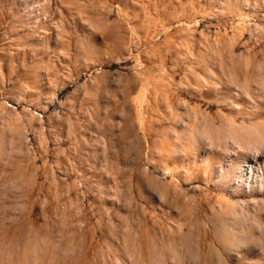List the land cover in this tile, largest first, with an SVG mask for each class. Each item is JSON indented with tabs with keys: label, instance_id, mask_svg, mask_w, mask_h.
I'll use <instances>...</instances> for the list:
<instances>
[{
	"label": "rangeland",
	"instance_id": "374dc122",
	"mask_svg": "<svg viewBox=\"0 0 264 264\" xmlns=\"http://www.w3.org/2000/svg\"><path fill=\"white\" fill-rule=\"evenodd\" d=\"M0 264H264V0H0Z\"/></svg>",
	"mask_w": 264,
	"mask_h": 264
}]
</instances>
